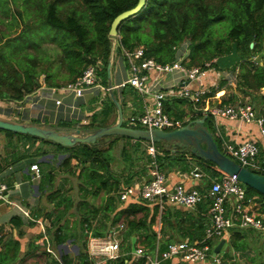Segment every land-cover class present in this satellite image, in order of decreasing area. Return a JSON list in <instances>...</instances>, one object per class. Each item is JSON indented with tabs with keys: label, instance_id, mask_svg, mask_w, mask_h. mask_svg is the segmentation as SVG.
<instances>
[{
	"label": "trees",
	"instance_id": "1",
	"mask_svg": "<svg viewBox=\"0 0 264 264\" xmlns=\"http://www.w3.org/2000/svg\"><path fill=\"white\" fill-rule=\"evenodd\" d=\"M65 1H72L73 6L63 14L62 5ZM137 2L138 0L46 1L43 24L47 29H56L62 36L64 35L60 41L63 45L61 60L73 77L88 63L99 60L98 72L106 81L113 48L121 52L123 45L129 48L143 45L147 56H154L163 62L172 61L177 57L182 40L188 38L190 52L187 64L207 65L206 62L211 60V66L216 68H238L237 88L250 94L252 98L249 99L256 105L260 100H264V0H147L135 14L119 22L120 38L114 44L110 36L114 17ZM31 26L32 24L28 28ZM28 28H21L19 34L14 36L21 35ZM51 37L59 39L57 32ZM225 55L229 59L224 60V63L222 58ZM5 66L6 62L5 65H0L2 80L0 91L5 89L8 93H0V99H20L26 92L33 91L39 85V80L29 68L24 67L21 71L16 67ZM16 69L20 71L18 72L20 76L16 74ZM227 83L229 79L223 76L218 85L212 88L211 93L215 90L223 93L221 85ZM242 100H245L243 94L233 90L221 100V103H236ZM111 103L115 107L112 98ZM101 112L106 115L111 113L108 108L94 112L92 120L86 126L109 124L106 116L98 118ZM96 119L98 121H95ZM209 124L212 127L210 121ZM0 131L5 132L8 144L6 155H0V171L7 164L30 154L41 155L49 151H54L57 155L59 152L65 153L60 164L68 174L65 173L64 179L58 182L56 179L59 170L55 164L48 165L40 160L38 162L42 164L40 188L43 191L49 190L48 197L55 203L54 207L45 212L48 216L56 213L57 218L53 219L52 223H58L71 206H75L80 213V225L72 232L73 238L80 244L79 252L76 254L78 258L75 261L72 252H63L61 259H55L58 264H91L92 259L87 250L90 231L95 234H106L120 220L126 222L121 239L122 251L132 250L141 245L146 253H154L158 241L161 248L167 246L172 239L189 237L191 241H199L204 237L207 225L211 224L208 200L199 202L197 207L168 202L161 210L158 202L147 198L127 200L121 198L120 191L123 187L142 178L145 173L148 178L151 177L148 169L152 155L144 144L147 141L144 138L111 133L99 136L96 141L63 144L30 132L3 127H0ZM121 137H125L127 142L121 150L124 164L117 169L113 166L114 155L109 153V149ZM216 138L222 148L219 136L216 135ZM102 139H106L105 145H102ZM156 143L161 151L158 158L164 169L169 166L170 168L180 166L183 170H189L194 166L190 161L192 159L215 175L221 176L224 173L216 161L196 154L191 148L168 145V140H156ZM23 145L29 149L23 150ZM72 173L79 177V188L91 191L95 195L104 191L105 202L95 203L83 194L76 199L67 195L66 191L70 188L66 186V182ZM245 184L249 194H260L259 198L264 208V192L248 183ZM160 210L162 234L158 237L154 223ZM11 220L17 227L18 235H21L22 217L15 214L11 216ZM63 225L58 223L53 229L58 242L62 241L66 234L67 225ZM223 236L229 238L234 248V253L228 257L230 262L256 264V249L245 241L247 233L242 227H234L232 235ZM210 242L214 246L217 243L213 237L210 238ZM0 246L2 247L0 264H11L20 254L21 240L13 232L0 231ZM38 246L37 241L32 240L27 253ZM30 248L32 250H29ZM131 257L132 252L129 251L122 254L120 260L124 264H129ZM146 260L145 254L133 264H145ZM182 261V264H185V261Z\"/></svg>",
	"mask_w": 264,
	"mask_h": 264
},
{
	"label": "built area",
	"instance_id": "2",
	"mask_svg": "<svg viewBox=\"0 0 264 264\" xmlns=\"http://www.w3.org/2000/svg\"><path fill=\"white\" fill-rule=\"evenodd\" d=\"M189 42L188 38L182 40L177 57L166 62L160 61L154 56H147L143 45L133 48L123 45L121 54L128 60V75L118 85L123 86L130 83L143 94H153L152 99H144V106L140 112L130 114L131 124L141 123L146 127L164 128H173L184 124L185 119L172 116L166 109L167 96H174L188 99L195 112L211 115L216 120L219 116L256 120L264 135V111L258 109L253 100L248 98L236 103L211 102L213 86L206 84L203 78L211 68H215L211 66V60L206 62L207 65L187 64L186 60L190 52ZM99 65V60L88 63L75 77L61 84L52 85L48 89V94L52 95L57 103H60L63 100V95L57 96L58 92L73 93L78 96L84 94L87 88L94 85H99L105 90L110 89V85L100 81ZM150 69H156L159 73L169 71L175 73L176 78L183 80L182 84H171L176 87L170 90L155 87L154 82H149L148 71ZM225 77L229 79V83L233 82L235 69H228ZM194 79L200 80L196 86L190 84V81ZM32 94L33 92H26L16 102L13 110L17 107V111L21 112ZM13 110L9 112L10 115L14 114ZM219 135L221 136V146L225 152L250 168L264 171V146L257 139L249 138L235 142L226 138L221 132ZM146 146L152 155L148 169L151 177L148 178L145 175L141 180L138 179L123 187L120 191L121 198L123 200L147 198L158 202L161 210L168 202L197 207L199 202L208 200L211 224L207 225L205 235L201 240L191 241L189 237L172 239L163 248L158 241L155 253L151 255L146 253L141 245H137L132 250L122 251L121 239L126 222L120 220L106 234H95L90 231L87 250L92 259L91 264L109 258L115 259L116 264H124L120 257L129 251L140 256L146 254V264H162V261L172 257L179 259L174 264H182L180 260H184L185 264H233L221 250L214 253V245L210 242V238L224 234L230 235L234 227L264 228V211L261 210L262 205L258 194H249L246 184L237 173L224 171L221 176L211 177L209 171L199 164H195L189 170H184L183 178L171 182L168 172L160 164L158 158L160 151L156 141L150 140ZM31 167L35 169L37 175L41 174V166L38 161H33ZM6 188H8L7 182L0 180L1 197H4ZM23 211L29 217L30 210L24 209ZM158 237H160L159 231Z\"/></svg>",
	"mask_w": 264,
	"mask_h": 264
},
{
	"label": "crops",
	"instance_id": "3",
	"mask_svg": "<svg viewBox=\"0 0 264 264\" xmlns=\"http://www.w3.org/2000/svg\"><path fill=\"white\" fill-rule=\"evenodd\" d=\"M111 60L113 92H111L110 89L105 90L99 85H94L87 88L84 94L78 96L74 95L73 93L58 92L56 93L57 96L62 94L63 100L62 102L57 103L54 97L48 94V89L52 85H57L65 82L66 79L68 80L72 78L73 75L68 70L69 73H66V77L63 78L61 76L63 74L61 69V57L58 60L54 59L53 63L48 64L47 67L49 69H42L39 77V85L33 91H31L33 92L31 98L25 103L24 109L20 112L22 113L21 118H17L45 124L48 126L82 127V130L85 133H88L99 127H88L86 126V124H88L92 120L93 113L99 111L102 108L103 96L109 95L115 102V111L112 110L108 115L101 112L98 118L106 116L110 123L115 122L119 117V109L117 104V101H119L124 112V123L131 124L129 120L130 114L140 112L144 106V99H152L153 94H143L130 83H127L123 86L118 85V83L128 75V60L122 56L120 51L117 50H114ZM58 61L59 63H57ZM54 66H56V69L50 71V69H53ZM214 68L215 69L211 68L208 74L203 78V81L206 84L213 87H215L220 82L223 76H226V71L228 69H231L230 67L216 68L215 66ZM148 72L149 82H154L155 87H161L170 90L176 87V85L171 86V84H182L183 81L176 78L175 73H172L170 71L159 73L156 69H150ZM51 73H56V75H53ZM108 80L109 72L107 76V81ZM156 81L157 83H155ZM103 83L109 85V83L107 82ZM199 83L200 80L198 79L190 81V84L194 86L198 85ZM229 84L231 83L221 85L223 93L219 90H215L214 93H212V103L221 102V100L225 96H227L226 94L230 93L227 92V86ZM18 100L19 99H0L1 112L6 111L4 113L12 117L13 114L10 115L8 113L13 110V107L16 105V102ZM2 102H6V104L2 105ZM166 108L172 116L183 118L186 122L192 121L194 118L199 116H205V123L212 130H214L216 134L219 135L221 132L226 138L231 139L235 142L254 138L264 146V135L261 133L260 126L256 120L231 118L227 116H219L216 120L211 115H205L200 112H195L191 102L188 99H181V97L174 96H167ZM70 121H72V123H69ZM95 121H98V119H96ZM209 121L212 123V127L210 126ZM134 125L146 127L145 125H141V123H135ZM219 138H221V136ZM121 139H123L121 146L122 148L124 143L127 142V139L125 137H121ZM146 140L147 145L150 140ZM169 144L171 143H168V145ZM28 149L29 148H25V146L23 145V150L26 151ZM1 152L2 151L0 147V155H6L1 154ZM49 153L51 152L49 151L47 154ZM47 158L48 157L46 156L45 159ZM33 161L39 162L37 154H30L16 162L7 164L4 169L0 171L1 181L8 182V188H6L4 191V197L0 196V231H4L7 233L13 232L21 240L20 254L11 264H58L55 259H61V254L63 252H70L67 248L63 249L60 247L63 245L66 247H70L77 242L73 238L72 234L74 229L77 227L74 221L75 217H73V221H70V217L74 212H77V214L79 215L80 213H78L76 207L71 206L65 216L58 222L62 223V225H67L66 228L64 227L66 229L65 236H63L62 241L58 242L53 233V229L57 226L58 223H52V220L57 218L56 213L52 216H48L45 213L46 210L54 207L55 203L48 197L47 192L49 190H41L40 182L42 177V168L41 174L37 175L35 173V169L31 167V163ZM190 161L193 165L197 164V162L192 161V159H190ZM40 166H42L41 163ZM165 170L168 172L171 182L183 178L184 176V170L180 166H172L171 168L169 166ZM209 173L211 177L218 176L213 174L211 171ZM58 175L59 174H57V182L59 181ZM69 181L70 178L67 182ZM69 191L70 190H67L66 194H69ZM24 209L30 210L29 217L25 215L23 211ZM261 210L264 211L263 205L261 206ZM15 214L20 215L23 219V232L21 235H18L17 227L11 220V216ZM161 226L162 219L160 210V212L157 214V220L154 223V227L159 231L160 236L162 234L160 229ZM242 228L243 231H245L247 234L254 229L260 232L264 231V228H257L253 226ZM32 240H35V242L37 241L39 246L33 250L30 248L29 250L32 251L27 253V249L29 248L30 242ZM1 248L2 247L0 246V249ZM154 253L150 254L154 255ZM73 256L75 257L76 261V253L73 252ZM140 257V255L132 253V257L131 259H129V264H133L134 261ZM178 260L179 259L177 257L167 258L162 261V264H174ZM109 261H111V263ZM116 262L117 261L115 259L109 258L103 259L102 261H100V264H116Z\"/></svg>",
	"mask_w": 264,
	"mask_h": 264
},
{
	"label": "rangeland",
	"instance_id": "4",
	"mask_svg": "<svg viewBox=\"0 0 264 264\" xmlns=\"http://www.w3.org/2000/svg\"><path fill=\"white\" fill-rule=\"evenodd\" d=\"M46 1L48 0H0V65L3 66L6 62L5 67H16L21 71H23L24 67H27L30 69L31 73H33L34 77L37 80H39L42 69H47L48 64L53 63L54 59L58 60L60 59V57L62 58L63 52V45L60 41L63 39L64 35L62 36V33L56 29H47L43 24V18L45 16L44 4L46 3ZM71 6H73L72 1H65L64 5H62V13L65 14L71 8ZM30 24H32V26L28 28ZM21 28L28 29L24 30L21 35L14 36L16 34H19ZM56 32L59 35V39L51 37L52 34H56ZM228 59L229 57L227 55L222 58L223 61H226ZM57 63H59V61ZM229 66L232 67V65ZM55 69L56 66H54L53 69H50V71ZM61 69L63 73L61 76L64 78L69 72L66 65H64L63 63L61 65ZM19 70L16 71V74L18 76L21 75H19L18 73L20 72ZM238 71L239 69L236 68L234 81L227 86V92L237 90L240 94H243V98H245V100H247L248 98H252L250 94L237 88L236 77ZM51 74L56 75V73ZM100 81L109 83V80L104 81L102 76L100 77ZM1 83L2 80L0 79V85ZM3 92L8 93L7 91H5V89H2V91H0V93ZM3 104H6V102H2V105ZM256 106L258 107V109L264 111V100H260ZM104 108H108L110 109V111H115V107L111 103V97L109 95H105L102 98V108L100 110H103ZM17 110L18 108L15 107V109L12 111L14 112L12 117L21 118L22 113ZM4 112L6 111H2V114L6 115V113ZM119 140L113 145L111 149H109V153L114 155L113 166L117 169L121 168L124 164L121 152L123 139L119 138ZM102 141V145H105L106 139H102ZM144 144L146 145V142H144ZM7 146L8 144L5 132L0 131V147L2 151L1 154L7 153ZM172 146L176 147L174 144H172ZM50 152L51 153L49 154H47L48 152H45L41 155L37 154V158L40 161L48 163V165L55 164L54 166H56L57 170H59L58 179L60 180L66 173L64 172L65 168L60 164V161L64 157L65 153L59 152L57 155L54 153V151ZM46 156L48 157L47 159H45ZM145 174L147 175V173ZM69 175L70 181L66 182V185L69 186L70 191L67 195H69L70 197L73 196V198L76 199L80 198L83 194L85 196H88L95 203L100 204L102 202H105L106 195L104 191L98 195L92 194L91 191L89 192L86 189L78 187L79 177L76 174L72 173ZM257 194L258 197H260V194ZM73 217H75V219ZM73 219L75 221V225L79 226L80 215L77 214V212L73 213V215L70 217V221H73ZM222 238L223 236L219 235L215 237V240L219 242ZM245 241L254 246L256 249V264H264V231L260 232L256 229L250 231V233H248L245 237ZM60 248H67L70 252H74L77 254L80 249V244L77 241L70 247H66L63 245ZM221 251L227 257H229V254L234 253L233 245L228 237H226ZM253 263L254 262H250V264Z\"/></svg>",
	"mask_w": 264,
	"mask_h": 264
},
{
	"label": "water",
	"instance_id": "5",
	"mask_svg": "<svg viewBox=\"0 0 264 264\" xmlns=\"http://www.w3.org/2000/svg\"><path fill=\"white\" fill-rule=\"evenodd\" d=\"M147 0H138V2L129 8L119 12L113 19L110 36L114 44L119 40L120 33L119 22L135 14L140 10ZM254 41L251 42L253 44ZM115 47V46H114ZM114 53V48L112 54ZM109 85L113 92L112 82V60L108 64ZM116 99V98H115ZM119 117L115 122L101 125L96 129L85 133L82 127H57L40 124L25 119H18L9 115H3L0 111V127L9 128L16 131L30 132L41 137L51 138L63 144H75L79 141H96L97 138L104 134L123 133L148 140H168L175 146L181 148H191L196 154L205 158L213 159L223 171L237 173L241 180L264 192V171L255 170L246 164L240 163L233 156L225 152L219 145L216 138V132L205 123V116H199L192 121L173 128L164 127H141L134 124L124 123V112L122 105L117 101ZM9 114V113H8ZM226 237H223L214 247V253L221 250Z\"/></svg>",
	"mask_w": 264,
	"mask_h": 264
},
{
	"label": "clouds",
	"instance_id": "6",
	"mask_svg": "<svg viewBox=\"0 0 264 264\" xmlns=\"http://www.w3.org/2000/svg\"><path fill=\"white\" fill-rule=\"evenodd\" d=\"M216 135H217V134H216ZM222 149H223V148H222ZM163 169H164V168H163ZM244 183H245V182H244ZM230 235H232V234H230ZM230 235H229V236H230ZM222 236H223V235H222ZM223 237H225V236H223ZM214 238H215V237H214ZM214 247H215V246H214ZM222 248H223V247H222Z\"/></svg>",
	"mask_w": 264,
	"mask_h": 264
}]
</instances>
